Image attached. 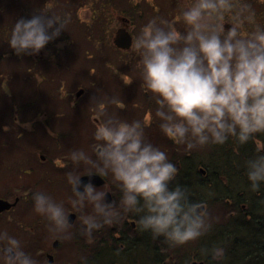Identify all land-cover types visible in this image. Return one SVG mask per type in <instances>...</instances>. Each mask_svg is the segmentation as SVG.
I'll list each match as a JSON object with an SVG mask.
<instances>
[{
    "label": "clouds",
    "instance_id": "obj_1",
    "mask_svg": "<svg viewBox=\"0 0 264 264\" xmlns=\"http://www.w3.org/2000/svg\"><path fill=\"white\" fill-rule=\"evenodd\" d=\"M46 4L47 11L15 21L7 42L16 55L38 54L70 22L66 14L51 11L54 0ZM233 8L232 0H194L181 13L186 31L154 17L133 45L142 53L144 81L156 96L162 130L189 149L224 144L230 137L245 144L264 132V26L256 24L254 31L245 33L238 19L226 28L225 14ZM247 19L254 20V13ZM120 107H124L122 101ZM95 138L100 142L95 159L82 149L73 151L71 158L89 166V173L111 174L122 195L118 203L109 201L106 190L91 180L82 181L78 171H70L73 203L92 208L82 218L83 234L91 237L131 212L142 213L138 223L143 230L164 236L174 245L194 241L207 231V208L190 202L183 187L170 186L177 168L167 152L146 139L140 121L106 119ZM246 174L251 187L258 189L264 182V154L246 162ZM32 198L35 211L51 221L54 231L72 235L73 224L62 203L43 191L34 192ZM224 251L213 249V260H220ZM0 261L38 264L21 240L7 231H0Z\"/></svg>",
    "mask_w": 264,
    "mask_h": 264
},
{
    "label": "rangeland",
    "instance_id": "obj_2",
    "mask_svg": "<svg viewBox=\"0 0 264 264\" xmlns=\"http://www.w3.org/2000/svg\"><path fill=\"white\" fill-rule=\"evenodd\" d=\"M113 1L54 0L51 11L70 17L65 30L38 54L16 55L7 42L15 21L20 17L29 18L37 11H47L46 0H0V139L5 135V128L37 129L36 141L40 142L41 147L38 151L50 157L41 176L47 179L48 189L55 190L58 198L69 195L71 185L67 174L70 171H78L81 176L89 173V166L83 162L76 164L72 160V152L82 149L95 159V149L100 143L95 138V132L109 118L129 123L140 121L146 139L167 152L169 159L171 155L191 153L195 149L199 155L207 152V145L189 149L186 144H178L164 133L161 128L163 121L157 115L159 105L156 96L147 88L144 79L139 81L146 88L145 93L133 89L134 85L138 86L137 77L143 70L142 53L133 48L143 26L155 17L173 23L182 32L186 31L181 13L194 0H120L128 6L139 4L142 11V14L136 12L139 17L133 15L135 20L127 27L134 37L131 47L126 50L114 44L115 31L124 25L118 9L111 5ZM237 1L233 12L225 15L226 28L238 19L242 21L245 33L254 31L256 24L264 26V0ZM245 5L248 7L241 12ZM249 13H254V20L247 19ZM129 79L131 83L127 82ZM80 90L82 92L77 95ZM121 101L124 107H120ZM254 141L259 142L256 138ZM36 149L39 148H35L33 153ZM10 154L11 151L5 150L1 156L7 159L12 156ZM35 156L38 159L37 154ZM13 157L22 160L26 158V153ZM172 163L177 166L176 159ZM26 166L22 164L20 167ZM91 173L96 172L93 170ZM46 174L49 178H46ZM102 177L104 183L97 187L109 190L119 202L122 193L118 182L111 174ZM17 182L20 186L16 177L13 184ZM205 196L207 202L200 204L209 213L208 229L213 225L227 227V216L234 211L233 205L224 199L214 200L211 191L209 194L206 192ZM75 199L74 195L62 204L65 208L69 205L72 209H78L82 216L91 214V205L78 207L73 203ZM79 222L82 223V218ZM71 232V236H60L63 245L56 249V253L70 256L73 263H78L88 241L92 244L95 237L111 236L113 233L111 225L94 232L91 237L84 234L85 240L73 239ZM209 233H212L211 229ZM204 237L206 232L194 241L174 245L164 236L153 235L145 243L154 245L157 252L152 249L150 257L163 261V264H189L194 259V263L201 264L196 251L199 252ZM228 241L232 243V240ZM140 248L134 251H140L142 255L145 252Z\"/></svg>",
    "mask_w": 264,
    "mask_h": 264
},
{
    "label": "flooded vegetation",
    "instance_id": "obj_3",
    "mask_svg": "<svg viewBox=\"0 0 264 264\" xmlns=\"http://www.w3.org/2000/svg\"><path fill=\"white\" fill-rule=\"evenodd\" d=\"M3 130L5 135L0 139V231H7L9 235L20 239L25 250L37 259L38 264H163V261L150 257L153 245L145 241L151 239L153 234L150 230L141 228L138 221L142 213L135 212L124 214L121 220L112 224L111 236L107 234L99 238L95 237L92 244L88 241L83 255L77 260L78 263H73L70 256L58 255L56 249L63 245L60 236L64 234L54 231L51 221L45 215L35 211L32 194L43 191L56 201L60 199V202L62 199L60 203L63 204L75 194L70 188L68 196L58 198L55 190L48 189V181L41 175L42 171L46 170L50 157L38 151L41 147L40 142L36 141L37 129L5 128ZM35 148L39 149L33 153ZM5 150L11 151L12 156L3 158L1 155ZM18 153H26V158L16 160L13 156H17ZM22 164L27 166L21 168ZM20 169L23 171L18 173ZM50 169L51 166L48 171ZM45 176L49 178L47 174ZM16 177L19 179L20 186L18 182L16 185L13 184ZM107 191L111 195L110 201L117 202V197L109 190ZM69 204L71 205V202ZM65 209L73 224L72 238L85 240L82 223L79 222V219L83 218L81 212L78 209H72L69 205ZM137 247H141L140 249L145 253L142 255L140 251L136 253L134 249ZM194 260H190L189 264H198L194 263ZM198 262L202 264V261L198 260Z\"/></svg>",
    "mask_w": 264,
    "mask_h": 264
},
{
    "label": "trees",
    "instance_id": "obj_4",
    "mask_svg": "<svg viewBox=\"0 0 264 264\" xmlns=\"http://www.w3.org/2000/svg\"><path fill=\"white\" fill-rule=\"evenodd\" d=\"M121 1L114 0L111 5L118 9L121 19L128 20L129 25L135 20L133 15L139 17L136 12L142 14V11L139 4L128 6ZM232 3L234 8L226 14L233 12L238 1L232 0ZM139 79H144L143 70L137 77L138 86L134 85L133 89L140 93L147 91ZM255 138L259 142H255ZM196 150L171 155V162L176 159L177 173L170 186L179 185L186 189L192 203H206L204 195L211 191L214 200L224 199L234 208L227 216V227L213 225L211 234L210 229L206 231V237L200 242V250L196 251L198 259L202 264H264V182L258 189H253L246 174V162L255 155L264 154V132L255 134L245 144L230 137L224 144H207V152L201 155ZM228 240H232V243ZM217 247L225 250L224 256L220 260H213L211 253Z\"/></svg>",
    "mask_w": 264,
    "mask_h": 264
},
{
    "label": "water",
    "instance_id": "obj_5",
    "mask_svg": "<svg viewBox=\"0 0 264 264\" xmlns=\"http://www.w3.org/2000/svg\"><path fill=\"white\" fill-rule=\"evenodd\" d=\"M121 19V18H120ZM122 23L124 26L118 27L115 31L114 44L120 49H129L132 45V34L127 29L128 20L122 18ZM82 92V90L78 91L77 95ZM81 180L85 183L91 180V182L96 185H102L104 183V178L100 176L98 173H88L81 176ZM107 199L110 201V193L108 192ZM203 205V204H202ZM204 206V205H203Z\"/></svg>",
    "mask_w": 264,
    "mask_h": 264
}]
</instances>
